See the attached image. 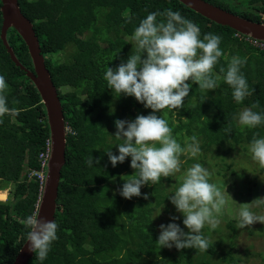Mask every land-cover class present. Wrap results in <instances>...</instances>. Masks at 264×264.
<instances>
[{
	"label": "trees",
	"instance_id": "trees-1",
	"mask_svg": "<svg viewBox=\"0 0 264 264\" xmlns=\"http://www.w3.org/2000/svg\"><path fill=\"white\" fill-rule=\"evenodd\" d=\"M206 1L264 23V0ZM1 6L0 0V75L6 81L0 90L5 98L0 108V191L7 197L0 199V264H12L26 241L25 218L37 213L41 200L44 185L36 172L42 168L41 154L47 149L50 127L38 89L26 70L12 60L1 38ZM19 6L33 23L69 128L55 213L57 238L44 260L34 253L28 264H213L215 255L220 261L237 264L247 259L243 252L250 257L252 245L241 253L238 233L230 234L228 228L217 225L202 228L208 241L204 250L160 248L153 212L163 202L170 203L169 191L165 196L160 192L161 181L146 188L148 199L141 195L122 201L115 193L120 176L131 170V158L112 167L104 153L111 149L117 153L119 141L111 135L116 131L114 121L133 120L152 110L132 96L118 97L108 88L104 72L135 51L132 33L149 12L178 10L199 26L201 37L205 33L219 35L223 55L212 69L219 77L217 88L208 91L188 81L192 88L181 107L162 109L158 114L168 121L182 148L185 137L191 143L189 138L196 135L200 149L213 152L212 159L219 158L229 169L232 162L225 160L229 151L238 145L247 150L254 137L263 135L264 124L241 126L238 113L253 104H257L254 111L264 112V49L254 44L252 37L208 19L179 0H19ZM7 41L19 62L34 71L28 46L13 26L7 30ZM64 53L67 56L62 59ZM234 55L246 58L241 71L249 88L254 89L239 104L220 71ZM92 156L100 162L89 167L86 160ZM191 162L197 163L190 156L183 169L191 167ZM219 173L222 179L227 176ZM237 176L247 178L243 169ZM161 179L168 181L170 177ZM248 181L244 183L247 187L252 182ZM239 196L243 206L254 195ZM242 230L254 235L263 233L264 227L247 225ZM257 254L264 259L263 252Z\"/></svg>",
	"mask_w": 264,
	"mask_h": 264
},
{
	"label": "clouds",
	"instance_id": "clouds-1",
	"mask_svg": "<svg viewBox=\"0 0 264 264\" xmlns=\"http://www.w3.org/2000/svg\"><path fill=\"white\" fill-rule=\"evenodd\" d=\"M131 39L135 51H131L127 60L115 68L108 66L104 72L108 88L118 97L132 96L144 108L152 110L147 115H137L133 120L116 119V131L111 135L119 141L117 153L112 149L104 151L112 167L131 158L130 167L135 170L134 174L129 175V179H122V176L123 183L115 190L126 199L141 196L143 186L155 185L161 177H170L180 171L182 152H190L192 156L200 152L196 135L191 136V143L186 141L182 148L168 121L158 113L166 108L179 109L190 94L192 83L208 91L216 89L219 77L212 69L223 55L221 37L213 33H205L201 37L199 26L183 17L178 10L149 12L134 28ZM245 63L246 58L234 55L227 68L220 69L224 82L232 89L233 100L238 104L254 91L249 88L241 71ZM5 87V78L0 75V90ZM4 104L5 98L0 95V108ZM256 107L257 104H253L238 113L241 126L254 128L264 124V112L254 111ZM248 152L254 161L264 166V136L254 137L248 145ZM99 162L93 156L86 160L89 167ZM209 175L207 168L195 163L184 172L182 182L168 195L167 199L182 214V223L187 231L174 222L180 217L171 215L173 222L158 226L156 243L160 248H207L208 241L201 230L206 224L216 227V214L226 202L222 191L209 181ZM149 195L143 193V198L148 199ZM242 205L238 213L241 227L255 222L264 223V215L253 211L264 207V197ZM160 214L161 211L157 216ZM24 224L28 229L25 239L29 250L44 260L57 238V223L34 212L25 218Z\"/></svg>",
	"mask_w": 264,
	"mask_h": 264
},
{
	"label": "water",
	"instance_id": "water-1",
	"mask_svg": "<svg viewBox=\"0 0 264 264\" xmlns=\"http://www.w3.org/2000/svg\"><path fill=\"white\" fill-rule=\"evenodd\" d=\"M3 23L1 38L7 47L12 60L27 72L38 89L45 104L48 124L50 127L51 150L48 161V170L39 202L37 214L48 221H55L57 197L62 168L66 161V121L58 90L49 69L45 63V57L41 52L39 39L36 35L33 23L23 14L19 0H1ZM191 9L222 25H228L237 32L264 41V23L246 19L238 14L223 9L206 0H179ZM15 27L25 40L32 61L34 71L26 69L17 59L14 50L7 41V30ZM34 256L25 241L12 264H28Z\"/></svg>",
	"mask_w": 264,
	"mask_h": 264
},
{
	"label": "rangeland",
	"instance_id": "rangeland-1",
	"mask_svg": "<svg viewBox=\"0 0 264 264\" xmlns=\"http://www.w3.org/2000/svg\"><path fill=\"white\" fill-rule=\"evenodd\" d=\"M68 53V52H67ZM67 53L62 54V59H65L67 56ZM16 116L20 119L21 115L20 113H16ZM175 122L177 121V118H174ZM68 129V128H67ZM264 136V131L263 135ZM188 143V138L185 137L184 139V146L185 142ZM216 152V151H214ZM230 153L226 156L227 162H232V167L227 168L222 162H220L219 158H213L212 154L213 152L205 150H200L196 154V156H192L190 152H182L181 155L184 157H179L180 160V171L176 172L173 176H170V180H164L160 179L162 183V187H160V192L165 196L168 191L169 193H172L182 182L183 174L186 171V169H183L182 165L187 163L188 157H193L197 163L202 164L207 170L209 171V181L213 182L217 185V187L222 191V193L225 196V204L222 206L219 213H217V219L218 223L217 226H220L222 229H229L230 234L238 233V239L240 246L241 253L244 251V249L248 246L252 245L251 251L252 254L246 255L243 252L244 259L243 261H240L237 264H264V259L261 258V256H258L257 253L263 252L264 253V232L263 233H255L254 235H251L248 233L247 230H242L243 227L240 226V218H239V209H240V199L242 195L243 197L246 194L254 195L252 198L247 202L250 203L252 200L258 198V197H264V166H261L258 164V162L254 161L251 157V154L247 150H244L241 145L235 146ZM214 156V154H213ZM212 159V160H211ZM211 160V161H210ZM195 164V162H191L189 166ZM240 169H243V172L247 174V178L240 179L237 176V172L240 171ZM134 171L132 168L129 173H124L122 176V179H129L130 176L134 174ZM225 173L227 176L225 179H222L223 176L219 173ZM248 180L252 181L248 187L244 185V183L249 182ZM123 181L121 179H118L116 185V189H118L122 185ZM155 185H145L141 188V193L143 196V193H147L146 188H152ZM115 189V190H116ZM166 191V193H165ZM117 194V192L115 191ZM1 198H5L6 194L0 192ZM120 196V195H119ZM136 197H133L131 199H135ZM120 199L122 201L127 200L126 198H123L120 196ZM246 201V198H244ZM246 203V202H244ZM169 205V207H168ZM166 208H168V211H166ZM170 208V209H169ZM161 211V214L157 216ZM254 212H256L259 215H264V207L261 208H254ZM175 215L179 216L180 219L176 220L174 222L180 224L182 228L186 227L182 223L183 216L181 213H178L174 207V205L170 203L163 202L160 207H158L157 210H154L153 216L156 219V223L159 226L160 224H167L169 222H173L170 220V216ZM157 216V217H156ZM248 227L255 228L257 227H264V223L261 222H255L252 225H248ZM159 230V227H158ZM213 264H228L224 261H220V258L215 255L211 259Z\"/></svg>",
	"mask_w": 264,
	"mask_h": 264
},
{
	"label": "built area",
	"instance_id": "built-area-1",
	"mask_svg": "<svg viewBox=\"0 0 264 264\" xmlns=\"http://www.w3.org/2000/svg\"><path fill=\"white\" fill-rule=\"evenodd\" d=\"M252 39H253L254 44H256L261 49H264V41L257 40V39H254V38H252ZM50 150H51V138L48 139V141H47V149H46V151L43 154H41V159H42L41 166H42V168H41V170L36 172L38 174V177H39L42 185L45 184V180H46V176H47L48 161H49V158H50Z\"/></svg>",
	"mask_w": 264,
	"mask_h": 264
},
{
	"label": "crops",
	"instance_id": "crops-1",
	"mask_svg": "<svg viewBox=\"0 0 264 264\" xmlns=\"http://www.w3.org/2000/svg\"><path fill=\"white\" fill-rule=\"evenodd\" d=\"M0 192L4 193V191H0ZM5 194H6V193H5ZM6 197H7V195H6ZM6 197H5V198H1V199H6Z\"/></svg>",
	"mask_w": 264,
	"mask_h": 264
},
{
	"label": "bare ground",
	"instance_id": "bare-ground-1",
	"mask_svg": "<svg viewBox=\"0 0 264 264\" xmlns=\"http://www.w3.org/2000/svg\"><path fill=\"white\" fill-rule=\"evenodd\" d=\"M24 14V13H23ZM50 70V69H49ZM54 82V81H53Z\"/></svg>",
	"mask_w": 264,
	"mask_h": 264
}]
</instances>
